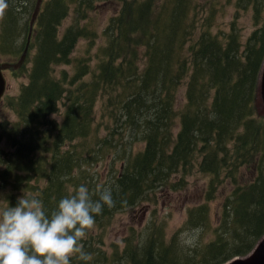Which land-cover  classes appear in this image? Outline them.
<instances>
[{
  "label": "trees",
  "instance_id": "trees-1",
  "mask_svg": "<svg viewBox=\"0 0 264 264\" xmlns=\"http://www.w3.org/2000/svg\"><path fill=\"white\" fill-rule=\"evenodd\" d=\"M108 1L44 0L29 41L37 0H5L0 57L18 62L29 41L28 57L19 68L26 66L28 83L7 104L16 119L0 122V145L4 140L14 145L0 146L6 208L17 206L25 194L39 199L51 216L60 199L80 185L89 188L94 200L97 189L110 187L115 206L105 205L94 217L101 224L151 192L186 188V177L196 175L205 179L204 202L186 206L182 229L207 226L210 238L179 249L174 238L168 241L154 228L147 240H126V260L223 264L247 255L264 235V129L253 108L264 63V22L258 19L244 42L245 28L237 17L252 4L259 18L264 0H234L236 16L228 32L218 29L216 20L222 0L208 6L199 0H170L171 6L160 0H118L123 6L109 18L103 56L92 69L89 57L75 60L73 53L79 39L89 41L88 50L95 46L96 30L68 17L74 4L84 20L95 4ZM74 62L73 74L56 72L57 66ZM181 88L184 101L179 104ZM98 101L103 115L97 121ZM61 105V119H53ZM106 159L110 177L98 185L90 167ZM119 160L117 170L112 164ZM173 175L179 176L176 182ZM220 195V209L212 208ZM92 241H81L91 259L73 257L71 264L106 262L107 252Z\"/></svg>",
  "mask_w": 264,
  "mask_h": 264
},
{
  "label": "rangeland",
  "instance_id": "rangeland-1",
  "mask_svg": "<svg viewBox=\"0 0 264 264\" xmlns=\"http://www.w3.org/2000/svg\"><path fill=\"white\" fill-rule=\"evenodd\" d=\"M199 1H202L206 6H208L214 0ZM160 2L166 6H171L173 4V2L170 0H160ZM74 5L71 8L73 10L71 11V15L68 17V21L80 20L82 24L88 23L92 29L96 30L97 41L95 46L88 50L89 41L86 39H79L73 56L75 60L77 57H89V64L91 68L94 69L98 63V60L103 56L101 47L105 46L106 43L104 29L109 21V18L115 15L119 8L121 9L123 2L118 0L98 2L95 4V9L89 11L88 19L84 20L80 19V17L75 14ZM261 5H264V2L261 3ZM235 9L236 7L234 0H222V5L220 6V10L216 16L218 29L223 27L228 32L229 23L236 16ZM1 17L2 15H0V18ZM258 19L260 20V23L264 22V8L261 10L259 18H256L252 4L246 9L238 12V23L243 28H245L242 38L244 39V42L246 41L245 39L258 27L256 25V21H258ZM199 34L200 31L198 30L196 36ZM2 60L7 63H17V61H15L16 58L13 56H3ZM75 64L76 62L71 65L57 66L56 72L59 74L62 69H66L71 72V74H73L75 71ZM30 65L31 63H28V66ZM19 68H16L15 72H13V69L10 68L5 71L8 85L6 94L0 105V122L4 120L13 121L16 119V115L12 112L11 108L7 106V104L9 103L8 100L11 97L16 98L19 95L23 85L28 83V78L26 76V66H24L23 69ZM178 100L179 104L183 103L184 101V90L182 88L178 93ZM101 104V101H98L96 104L95 117L97 121L101 120L103 115ZM253 108L256 120L258 121L257 124L260 128L264 129V99L262 98L261 89L259 86L258 93L253 103ZM63 111L64 106L61 105V111L57 114H54L52 118L60 120L61 113ZM101 133L104 134L105 131L102 130ZM0 146L5 147L6 149H14L13 143L8 144L6 140H4ZM141 146L142 144L136 145L134 149H139ZM106 160L107 162L95 160V166L92 165L90 167L92 174L95 172L94 178H97L95 182H97L98 185L107 183L110 177L111 165L109 166V160ZM112 165L115 169L119 170L121 167V161L119 160L117 163ZM178 177L179 176L177 175H173L175 182L179 179ZM186 180L188 183L186 188H181L180 186H177L176 188H172V186L164 187L159 191L157 190L155 193L151 192L148 198L137 203L136 205L126 207L119 212H116L110 219H104L101 224L95 223L94 228L86 236V245H88L89 240L92 239L94 240L91 242L92 244L96 245V247L102 252H107L105 255L107 259L104 264H133L132 262L130 263L126 260V255L123 253L126 240L128 238H132L134 241L147 240V238L153 233L154 228L159 229V231L165 235L166 240L170 241L174 238L175 240H173V244L179 247V249H185L183 245H180L183 244L180 239L182 233L194 235L196 237L195 241H200L202 239L207 240L211 236L210 228H207V226L203 229L201 228V231L182 229L187 219V212L185 210L186 206L198 205L204 202L203 194L204 187H206L205 179H202L199 176H188L186 177ZM44 184L45 181H42L40 185L42 186ZM229 189V187H223V190H225L224 192L226 193L230 191ZM219 192L217 195H219ZM19 197H21V195ZM220 198L221 199L218 201L211 202L212 208L217 207L218 210L220 209L221 203L219 201H222L224 197L221 196ZM6 206L7 191L5 189H0V210L6 208ZM211 219L212 223H216V216L213 215ZM154 236L159 237L158 235ZM116 251H118L117 255H115ZM112 257L115 258L114 261L111 259Z\"/></svg>",
  "mask_w": 264,
  "mask_h": 264
},
{
  "label": "clouds",
  "instance_id": "clouds-1",
  "mask_svg": "<svg viewBox=\"0 0 264 264\" xmlns=\"http://www.w3.org/2000/svg\"><path fill=\"white\" fill-rule=\"evenodd\" d=\"M6 8L5 0H0V15ZM96 195L94 200L89 188L80 185L74 194L60 199L51 216L39 199L25 194L17 206L0 210V264H71L73 257L89 261L81 241L104 206H115L110 187L97 189ZM180 239L195 245L194 235L182 233Z\"/></svg>",
  "mask_w": 264,
  "mask_h": 264
},
{
  "label": "water",
  "instance_id": "water-1",
  "mask_svg": "<svg viewBox=\"0 0 264 264\" xmlns=\"http://www.w3.org/2000/svg\"><path fill=\"white\" fill-rule=\"evenodd\" d=\"M42 2L43 0H37L35 10L30 22V33L28 36L29 41L31 40L33 27L40 13ZM29 41L17 63H7L0 59V103L7 89V78L4 74V70L9 68H19L24 63L28 55ZM260 89L262 98L264 99V63L260 76ZM224 264H264V236L260 239V241L251 253L244 257H235Z\"/></svg>",
  "mask_w": 264,
  "mask_h": 264
}]
</instances>
